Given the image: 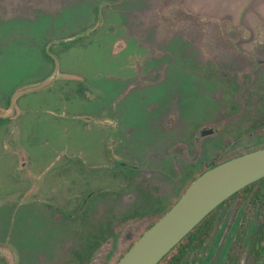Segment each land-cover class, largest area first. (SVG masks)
I'll list each match as a JSON object with an SVG mask.
<instances>
[{"label": "rangeland", "instance_id": "374dc122", "mask_svg": "<svg viewBox=\"0 0 264 264\" xmlns=\"http://www.w3.org/2000/svg\"><path fill=\"white\" fill-rule=\"evenodd\" d=\"M45 51L60 77L0 120V264H116L208 166L264 147V0H0L1 112ZM246 212L219 207L184 264H243Z\"/></svg>", "mask_w": 264, "mask_h": 264}, {"label": "water", "instance_id": "95a60500", "mask_svg": "<svg viewBox=\"0 0 264 264\" xmlns=\"http://www.w3.org/2000/svg\"><path fill=\"white\" fill-rule=\"evenodd\" d=\"M97 26L71 38L65 43L95 30ZM53 73L42 82L20 88L11 97L0 118H12L18 113L17 99L25 93L45 89L60 77L59 60ZM264 177V147L220 163L196 177L175 204L150 226L123 254L116 264H158L211 211L247 185Z\"/></svg>", "mask_w": 264, "mask_h": 264}, {"label": "trees", "instance_id": "16d2710c", "mask_svg": "<svg viewBox=\"0 0 264 264\" xmlns=\"http://www.w3.org/2000/svg\"><path fill=\"white\" fill-rule=\"evenodd\" d=\"M44 53L49 58L53 59V57L49 54V51H45ZM0 120H7V119L0 118ZM231 158L211 164L200 174ZM190 184L191 182L187 185V187ZM187 187L183 190L180 196L184 193ZM180 196L178 197V199L180 198ZM237 199L240 201H247L248 214L251 215L250 217L255 216L256 218V227L251 236L249 253L248 256L244 258L243 264H264V177L247 185L245 188L239 190L231 197H229L226 201H224L222 204H220V206H218L216 209L211 211L178 244H176L158 262V264H184L185 261L189 263L195 262L199 258L201 252L205 248L210 238L211 232L215 225V221L217 219L218 208L225 204H229ZM175 202L169 208H167L151 225H149L146 228V230L150 226H152L159 218H161L175 204ZM243 230L244 229H242L241 226L240 230L236 233L235 239L229 251L230 261H235L241 255L244 249L245 236Z\"/></svg>", "mask_w": 264, "mask_h": 264}, {"label": "flooded vegetation", "instance_id": "af4514ba", "mask_svg": "<svg viewBox=\"0 0 264 264\" xmlns=\"http://www.w3.org/2000/svg\"><path fill=\"white\" fill-rule=\"evenodd\" d=\"M8 119V118H7ZM109 159H111L110 157H109ZM110 163H111V165H114V169H116V167H117V169L116 170H113V172L114 171H119V170H124V171H127V167H125V163L123 162V161H120L118 164H115L114 163V161L111 159L110 161H109ZM139 171H141V170H139ZM112 173V172H111ZM29 191H28V193H31V192H33L34 194H36V192H38V189L36 188V183H34V186L32 187V188H30V189H28ZM46 191V190H45ZM48 192H49V194L52 196V193L51 192H53V191H51V190H47ZM46 191V192H47ZM29 195V194H28ZM42 201H47V202H55V201H53V199H51V197H49V198H45V200H42ZM21 201H19V199H18V201L16 202V209L17 208H19V204L18 203H20ZM38 204H40L39 203V201H38V203H37V205L35 206V207H38ZM96 204H97V202H96ZM96 204H95V206H96ZM41 205V204H40ZM39 205V206H40ZM52 204H50L48 207H50ZM54 205H56V204H54ZM42 206V205H41ZM55 207H57V206H55ZM82 207V206H81ZM60 211H61V209H60ZM64 213V212H63ZM65 216H66V214L64 213V214H59V213H57V212H54L53 213V225H56V222H57V220H59V221H61L62 222V218H63V221H64V223L66 224V218H65ZM65 232H67V230H65ZM64 244H66L64 241H62ZM61 247H62V245L60 246V249H61Z\"/></svg>", "mask_w": 264, "mask_h": 264}]
</instances>
